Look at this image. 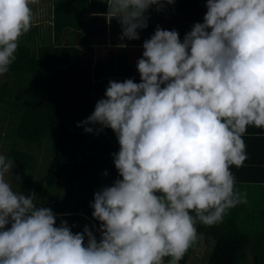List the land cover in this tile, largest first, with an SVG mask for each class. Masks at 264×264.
Listing matches in <instances>:
<instances>
[{"label":"clouds","instance_id":"obj_1","mask_svg":"<svg viewBox=\"0 0 264 264\" xmlns=\"http://www.w3.org/2000/svg\"><path fill=\"white\" fill-rule=\"evenodd\" d=\"M37 0H0V76L16 59ZM107 24L119 25L118 48L139 40L149 9L174 0H104ZM202 22L180 38L157 25L142 42L133 78L109 80L86 133L111 129L117 172L93 193L97 223L73 232L35 193L6 180L14 160L0 154V264H178L197 242V222L211 226L246 202L232 166L248 158L243 135L264 129V0H205ZM98 126V127H97ZM107 176L105 170L102 173ZM57 221H59L57 223Z\"/></svg>","mask_w":264,"mask_h":264},{"label":"trees","instance_id":"obj_2","mask_svg":"<svg viewBox=\"0 0 264 264\" xmlns=\"http://www.w3.org/2000/svg\"><path fill=\"white\" fill-rule=\"evenodd\" d=\"M50 2V15L39 23L32 22L29 31L19 37L16 59L9 71L0 76V154L14 160L13 174L20 173L19 170L24 174L34 172L36 148L33 147L43 136H48L50 154H47L45 184L50 187L65 178L68 185H74L77 207L61 218L69 225L75 224L72 231L77 232L85 224L97 223L91 217L89 204L105 170L108 184L117 178L110 153L119 147L111 129L99 134L86 133L77 124L91 114L110 79L133 78L139 82V74L132 67L140 52L133 49L142 44L125 40L126 47L115 46L118 36L113 26L102 15H93L107 10L104 0ZM201 5L202 0H174L159 14L165 10L171 12L174 20L164 19L167 30L179 25L177 32L181 36V31L195 22L192 15ZM169 22L176 23L171 26ZM75 31L83 34L76 36ZM88 37L95 41L90 43ZM91 48L100 51L93 60V68L88 52ZM113 49L117 50L115 74H107L102 62L105 53ZM255 132L261 131L249 126L245 135H250L245 139L257 146L259 135ZM31 177H25L20 184L14 183L13 178L9 182L14 191L29 195ZM34 202L41 204L37 199ZM238 222H241L238 218L231 219L230 210L218 224L207 226L197 222L198 242L204 239L210 247L206 264H237L241 260L248 237L239 231ZM255 251L253 264H259L264 261V247ZM189 253L187 250L178 264H185ZM169 259L166 257L165 264Z\"/></svg>","mask_w":264,"mask_h":264},{"label":"rangeland","instance_id":"obj_3","mask_svg":"<svg viewBox=\"0 0 264 264\" xmlns=\"http://www.w3.org/2000/svg\"><path fill=\"white\" fill-rule=\"evenodd\" d=\"M44 4H48V2H45V0H37V2L33 5H30L32 10L38 11V19L41 21L42 15H45L47 13L45 9L50 8V4H48V7L46 8ZM44 13V14H43ZM169 11H163L161 14L153 12V14L150 16L148 20V26L147 28L140 30L139 40H127L126 41L132 42V43H140L142 44L144 39H147L150 37V35L153 33L155 27L159 25L162 29H167L166 21L164 19H167L168 21H173L172 19V13ZM115 23L118 25V23L115 20ZM171 23V22H170ZM192 25V24H191ZM191 28V26H190ZM119 31L120 28L118 27ZM147 29H151V32H147ZM176 30L180 31V26L176 25ZM189 27H185L183 31H181L180 38L183 37L184 33L186 31H189ZM76 36H80L83 33H79L78 31L74 32ZM90 40V43L95 41L93 37H88ZM134 51H139V57L142 54V47L134 48ZM89 55H91V67L93 68V60L97 59L100 54V51L95 48L89 49ZM117 50L113 49L111 51H108L105 53V56L103 58L102 65L105 69H107V74H115V67L117 62ZM108 62H110L108 64ZM133 70H136L135 64L132 67ZM135 72V73H136ZM1 125V124H0ZM33 148H36V157L34 164L36 166L34 167V172L31 170L28 171L26 174L22 173L20 170V173H14V175H19L21 177V180H23L25 177L28 178L29 176H32L31 183V193H35L36 196L34 197V200L37 199L41 202V204L44 203V206L50 207L54 212L56 213H63L68 212L70 210H73L77 205L75 204V194L73 192L74 185L70 183V185L67 184V180L65 178H61L58 182H56L54 185L48 187L45 184V170L47 165V154H50V145H49V138L47 135L43 136L40 143L37 144V146H34ZM38 156V157H37ZM14 171V170H13ZM6 180H11L12 178H8L6 175ZM14 180V178H13ZM109 178H106L103 174L100 176V184L94 188V192L98 190L101 186L108 184ZM22 182V181H21ZM20 182V183H21ZM14 183H18L14 180ZM19 183V184H20ZM69 183V182H68ZM80 188V187H79ZM42 201H41V200ZM60 205V207H59ZM253 215L250 219H241V222H238L239 225V231L244 234V236H247V243L245 245V248L242 253V258L240 261H238L237 264H253L254 262V254L255 249L258 247H264V230L262 227L264 226V222L262 219H259L258 213H250ZM201 240L200 242H197L193 244L189 249L188 257L186 259L185 264H206L205 257L208 254V250L210 249L209 244L206 245L205 242ZM260 243L262 246H259ZM187 252V251H186ZM185 257V256H184ZM253 258V259H252ZM166 259V257H165ZM259 264H264L263 262H259Z\"/></svg>","mask_w":264,"mask_h":264},{"label":"crops","instance_id":"obj_4","mask_svg":"<svg viewBox=\"0 0 264 264\" xmlns=\"http://www.w3.org/2000/svg\"><path fill=\"white\" fill-rule=\"evenodd\" d=\"M45 2H48L51 6L50 0H45ZM205 0H202V5L199 6L195 10V12L192 15V19L195 22H202V17L204 13L206 12V8L204 7ZM48 4H44V6L47 8ZM44 10L47 11L45 15H42L41 19L46 18V15H50L51 9L47 8ZM33 11V19L32 22L39 23L41 22L38 19V11ZM153 10L149 9L148 15L149 17L153 14ZM157 13V12H155ZM44 14V13H43ZM171 14V13H170ZM190 21V24L193 22ZM176 22L168 23L171 26L174 25ZM111 25L113 26L114 32L117 36H119V25L115 23V19L111 22ZM190 29V28H189ZM115 44L118 43V39L115 38ZM253 127V126H251ZM255 128L257 131L261 132H255L254 134H258L259 136L256 143L257 146L251 145V143H248L247 139H245V136L250 134H244L243 139L246 144V152H247V159L244 161L243 166L236 168L235 166L231 167V171L233 175L235 176L236 180V188L241 193L245 194L246 196V202L239 203L235 207L229 209L231 211V219L232 217L238 218L239 220L244 219L248 220L253 215L250 213H258V218L262 219L264 222V129L261 128ZM256 254V251H255Z\"/></svg>","mask_w":264,"mask_h":264}]
</instances>
